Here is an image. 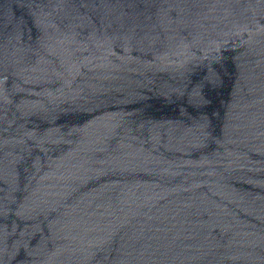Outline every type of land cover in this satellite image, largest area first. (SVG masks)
Segmentation results:
<instances>
[{"label":"water","instance_id":"1","mask_svg":"<svg viewBox=\"0 0 264 264\" xmlns=\"http://www.w3.org/2000/svg\"><path fill=\"white\" fill-rule=\"evenodd\" d=\"M0 264H264V0H0Z\"/></svg>","mask_w":264,"mask_h":264}]
</instances>
